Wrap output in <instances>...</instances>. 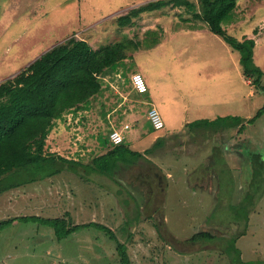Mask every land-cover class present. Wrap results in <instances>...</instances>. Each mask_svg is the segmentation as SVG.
Instances as JSON below:
<instances>
[{"label":"rangeland","instance_id":"obj_1","mask_svg":"<svg viewBox=\"0 0 264 264\" xmlns=\"http://www.w3.org/2000/svg\"><path fill=\"white\" fill-rule=\"evenodd\" d=\"M150 1L0 0V83L72 37L96 50L123 40L139 43L110 75H102L103 90L88 109L57 122L47 152L69 159L83 154L78 160L87 164L107 151L118 123L109 114L116 98L111 81L126 86L133 71L145 72L150 87L137 94L136 110L145 115L154 93L167 126L159 132L147 119L140 123L144 139L136 148L128 140L123 156L131 162L120 160L126 168L117 182L79 167L1 194L0 264H47L17 256L33 246L38 256L37 233L51 228L34 216L58 217L66 206L80 207L74 224L86 212L85 221H97L109 234L88 226L79 227L68 242L55 237L51 264H122L123 256L130 264H264V164L253 161L264 155V113L251 122L264 107V91L244 76L240 53L185 7L143 12L130 24H119L121 16ZM192 1L199 10L200 0ZM234 15L223 27L241 41L255 39V62L264 73V0H238ZM226 115L240 116L246 127L190 126ZM156 134L163 136L161 144L152 145ZM137 164L144 168H130ZM148 164L159 167L166 181L154 178ZM8 180L18 181V172ZM200 231L217 238L189 240ZM117 245L119 261L110 257ZM62 248H67L64 262L57 260Z\"/></svg>","mask_w":264,"mask_h":264},{"label":"trees","instance_id":"obj_2","mask_svg":"<svg viewBox=\"0 0 264 264\" xmlns=\"http://www.w3.org/2000/svg\"><path fill=\"white\" fill-rule=\"evenodd\" d=\"M200 5L198 10L192 0H154L131 9L129 14L120 17L119 24L126 26L143 12H153L169 6L185 7L193 19L205 22L212 33L223 37L234 51L240 53L244 76L251 84L264 91V73L254 58L255 39L246 38L241 41L228 34L223 27L224 24L233 22L238 0H200ZM154 42L156 39H153ZM138 46L137 42L123 40L96 50L88 41L72 37L46 51L12 79L0 83V195L38 178H50L62 171L79 167L83 173L88 170L111 177L120 167V160L131 162L123 156L128 148L124 144L94 157L92 162L87 164L78 160L84 158L81 154L77 155L78 159H69L57 153H49L46 144L57 122L64 120L69 113H76L88 107L90 100L101 94L102 75L126 60L130 49H137ZM263 113L264 107L251 122ZM201 124L214 131H217L214 128L217 126L239 130L246 127L240 116L232 115L215 120L196 121L190 126ZM156 143L161 144L160 141ZM132 154L135 155L133 152ZM263 158L264 155L259 153L253 161L264 164ZM153 166L150 169L152 173L155 170ZM16 172L19 180H8L9 176ZM43 173L47 174L42 175ZM154 174V178H160L156 171ZM45 222L55 229L58 238H63L69 235L71 230L80 227L70 226L74 225L73 220L69 222L65 218L47 219ZM68 225L71 229L67 228ZM216 238L209 231H200L189 240L199 242ZM120 261L122 264H130L126 256Z\"/></svg>","mask_w":264,"mask_h":264},{"label":"crops","instance_id":"obj_3","mask_svg":"<svg viewBox=\"0 0 264 264\" xmlns=\"http://www.w3.org/2000/svg\"><path fill=\"white\" fill-rule=\"evenodd\" d=\"M137 72V71H136ZM140 72V71H139ZM135 72L133 71L131 74H130V76H129V78H128V85H126V86H123L122 87V84H120L119 85V83L118 84H115L113 81H111V77H110V80L109 79H107L108 81H111V85H112V87L114 88V91H113V93H114V95H116V98L115 99H113V102H114V106H111V110H110V117H111V119H113L114 120V123H116V121L118 122V123H116L115 124V126H113L112 127V129H119V130H121L122 131V133H123V135H124V137H125V143H124V146H127V147H129L130 148V145L128 144V140L130 141V143H132V144H134V147L136 148V145H137V143H140L141 141H142V139H144V135H145V131H144V128H143V125H140V123L143 121V120H146L147 119V121H148V123L150 124V122H149V120H148V111L150 110V109H152V108H157V105H155V99H157V97L155 96V94L154 93H152V95H153V98H155V99H153L152 101H150V103H151V107L150 108H148L147 109V113L145 114V115H143V114H141V113H139L137 110H136V103H141L140 102V99L137 97V94H140V93H138L135 89H134V87H133V84H132V75L134 74ZM144 74H146L145 72H144ZM143 74V76H144V78H145V81H146V83H147V85H148V87H149V82H148V80H147V77L145 76ZM105 75H110V71H108L107 72V74H105ZM147 75V74H146ZM103 90V89H102ZM149 90H150V87H149ZM148 90V91H149ZM122 93H120V92ZM116 100V101H115ZM111 104V103H110ZM85 110L86 109H88V107H86V108H84ZM83 111V109L82 110H80L79 111V113H81ZM227 116V115H226ZM221 117H223V116H221ZM119 119H122V120H124V124L122 125V121H119ZM128 120H132V121H136V122H138V124H137V127L135 128V127H133L132 126V124H130V121H128ZM57 125V124H56ZM56 125H55V127L54 128H56ZM125 125H129V128H127V129H125ZM165 125H166V123H165ZM151 126V125H150ZM166 127L167 126H165V128L164 129H166ZM138 128V129H137ZM111 129V130H112ZM163 130V129H162ZM161 131V130H160ZM159 131V132H160ZM163 138V136L162 135H160V134H156V135H154L153 137H152V139H151V141H153L152 142V145L154 144V143H156V142H158V141H160L161 139ZM151 145V146H152ZM150 146V147H151ZM113 147H115V146H113V145H111V143L108 145V150L107 151H103L100 155H103V154H105L106 152H108L110 149H112ZM150 147H147V148H143L142 149V152H145L146 150H148ZM82 156H83V154H81ZM77 158V157H76ZM76 158H74V159H76ZM78 159V158H77ZM122 167H125L126 168V166L125 165H122V164H120V167L119 168H117L116 170H115V172H114V174H112L111 175V179L113 180V181H118V180H116L117 178H118V173L120 172V174H122L121 173V169H122ZM151 167H152V165H147V166H145V168L146 169H151ZM131 169H136L137 168V170H142V168H144V164H137V166L135 165V166H131L130 167ZM153 169H155L154 170V173H155V171H156V174L158 175V177H160V179L164 182V181H166V179H165V177H164V175L161 173V169L159 168V167H157V166H153ZM138 171V172H139ZM102 175H104V174H102ZM105 176H107V175H105ZM138 178H140V174H138ZM158 179V178H157ZM160 183V182H159ZM141 186V185H140ZM148 186V185H147ZM142 187V186H141ZM142 190H144L143 188H142ZM145 191V190H144ZM71 192V191H70ZM74 192V193H73ZM73 192H71L72 194H77V192L75 191V190H73ZM146 192V191H145ZM142 193H143V191H142ZM142 195V197H143V194H141ZM124 197V196H123ZM122 197V198H123ZM146 197H147V194H146ZM143 200H145L146 201V199L145 198H142ZM83 204L84 205H86L87 203H84L83 202ZM79 209H80V207H71V206H66V207H61L60 208V210H59V216L58 217H51V216H44L43 214H38L37 216H34L35 218H38V219H40V220H42V221H47V219H56V218H65L66 220H68L69 222L71 221L72 222V220L74 219V217H75V215L79 212ZM144 209V208H143ZM47 210H49V208H47ZM85 213L86 212H81V214L82 215H80V214H78V215H80V219L79 220H77V222L74 224V225H70V226H80V227H88V226H90V227H88V228H96V229H99V230H102V231H105L107 234H109L106 230H103L102 229V225L100 224V223H97V221H95V222H88V221H85L84 219H83V217L85 216ZM94 213H96V212H94ZM144 213H146V211L144 210ZM71 218V219H70ZM96 219H97V213H96ZM91 223H93V224H91ZM95 223V224H94ZM48 225H49V223H47ZM89 224H91V225H89ZM85 225H87V226H85ZM70 226L68 225V229H71L70 228ZM79 229H81V228H76V229H74V230H71L72 232H70V234L69 235H67V236H65V237H63V238H58L57 237V235H56V232H55V229L54 228H50V229H47L46 231H44V230H42V232L40 233V232H38L37 233V235L38 236H40V239H38L36 242H37V244H39V246H38V248H39V255L38 256H35L36 255V252L37 251H35V247L36 246H33V249H32V251L31 252H29V251H27V253L26 254H21V255H19V256H17V258H19L20 256H22V257H24V256H28V257H34L33 258V261H40V262H47V264H51V262H52V257L54 256L53 254H51L50 253V246H51V244L52 243H54V238L55 237H57V239H58V241L59 242H62V241H64V242H68V240L70 239V237L73 235V234H75V233H77L78 232V230ZM65 244V243H64ZM66 244H68V243H66ZM34 245V244H33ZM67 248H70V247H67ZM67 248H62V249H60L59 250V253L57 254V260H59L60 261V259H61V261L62 262H64L65 261V257H64V255H63V251L64 250H66ZM73 248H75V247H73ZM111 250H114V254H113V252L112 251H110L111 252V258H112V260L114 259V260H116V261H119V256H118V254H117V247H112L111 248ZM76 251H79V249H76ZM101 256H104L103 254L102 255H100V256H97V259L100 261V258H101ZM13 257H15V255L13 256ZM85 258V255H83L82 257H81V259L83 260ZM66 259H68V258H66ZM87 260V259H86ZM85 259H84V262L86 261ZM13 263V262H12ZM2 264H5V262H3Z\"/></svg>","mask_w":264,"mask_h":264},{"label":"built area","instance_id":"obj_4","mask_svg":"<svg viewBox=\"0 0 264 264\" xmlns=\"http://www.w3.org/2000/svg\"><path fill=\"white\" fill-rule=\"evenodd\" d=\"M132 83L139 93L143 94L148 92L147 83L141 73L132 75ZM148 120L156 130H162L165 127L164 119L157 108H152L148 111ZM125 128H129V125H125ZM111 140L114 144L118 145L124 142V136L119 130H114L111 133Z\"/></svg>","mask_w":264,"mask_h":264},{"label":"clouds","instance_id":"obj_5","mask_svg":"<svg viewBox=\"0 0 264 264\" xmlns=\"http://www.w3.org/2000/svg\"><path fill=\"white\" fill-rule=\"evenodd\" d=\"M145 79V78H144ZM133 84V83H132ZM148 86V85H147ZM134 87V86H133ZM136 90V89H135ZM148 90H149V87H148ZM137 91V90H136ZM138 92V91H137ZM139 93V92H138ZM141 94V93H140ZM150 125H151V123H150ZM166 126V125H165ZM125 127V126H124ZM151 127L153 128V129H155L152 125H151ZM165 128V127H164ZM126 129V128H125ZM114 130H119V129H112L111 130V132L109 133V139H110V141H111V145H113V146H118V145H121V144H124L125 143V137H124V142L123 143H121V144H118V145H116V144H114L113 143V141L111 140V133L114 131ZM156 130V129H155ZM120 132H122L121 130H119ZM156 131H160V130H156ZM123 134V133H122ZM124 136V135H123ZM110 177V176H109Z\"/></svg>","mask_w":264,"mask_h":264}]
</instances>
